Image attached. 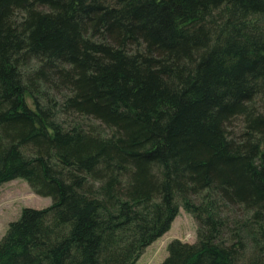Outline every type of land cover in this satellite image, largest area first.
I'll return each mask as SVG.
<instances>
[{
  "label": "trees",
  "instance_id": "16d2710c",
  "mask_svg": "<svg viewBox=\"0 0 264 264\" xmlns=\"http://www.w3.org/2000/svg\"><path fill=\"white\" fill-rule=\"evenodd\" d=\"M99 121L109 133L88 122ZM0 264H264V0H0Z\"/></svg>",
  "mask_w": 264,
  "mask_h": 264
},
{
  "label": "rangeland",
  "instance_id": "374dc122",
  "mask_svg": "<svg viewBox=\"0 0 264 264\" xmlns=\"http://www.w3.org/2000/svg\"><path fill=\"white\" fill-rule=\"evenodd\" d=\"M75 119L88 122L101 133L109 131L99 121L81 118ZM52 204V198L36 194L28 182L17 178L5 183L0 189V240L6 234L11 222L20 218L25 207L45 208ZM197 222L182 206L172 223L171 229L148 246L135 264H160L168 255V244L173 239L194 242L197 239Z\"/></svg>",
  "mask_w": 264,
  "mask_h": 264
}]
</instances>
